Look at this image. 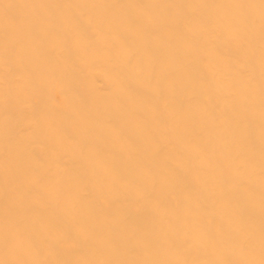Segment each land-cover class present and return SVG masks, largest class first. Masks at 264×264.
I'll use <instances>...</instances> for the list:
<instances>
[{
	"label": "bare ground",
	"instance_id": "obj_1",
	"mask_svg": "<svg viewBox=\"0 0 264 264\" xmlns=\"http://www.w3.org/2000/svg\"><path fill=\"white\" fill-rule=\"evenodd\" d=\"M0 264H264V0H0Z\"/></svg>",
	"mask_w": 264,
	"mask_h": 264
}]
</instances>
